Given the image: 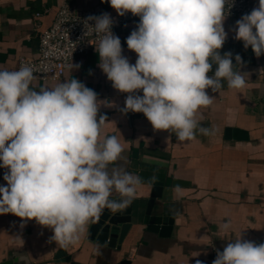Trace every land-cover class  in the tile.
<instances>
[{
  "label": "clouds",
  "instance_id": "obj_1",
  "mask_svg": "<svg viewBox=\"0 0 264 264\" xmlns=\"http://www.w3.org/2000/svg\"><path fill=\"white\" fill-rule=\"evenodd\" d=\"M101 2L120 17H139L126 38L128 50L137 56L134 64L123 55L109 13L84 21L85 34L90 30L97 39V66L115 90L127 94L121 114L142 113L153 131L174 134L179 142L194 140L197 132L215 136V126L201 124L204 110L216 99L208 90L218 93L226 84L239 92L247 85L242 57L236 54L234 63L231 51H220L234 0L227 15L228 0ZM230 31L245 50L250 47L257 58L264 55V0ZM80 67L72 61L67 65L70 72ZM34 79L28 64L18 70L0 68V168L6 182L0 185V215L19 217L21 227L34 220L52 231L50 241L67 248L105 209L125 210L144 181L128 170L120 139L104 132L108 117L100 109L117 105L99 99L75 78L39 90L32 87ZM181 192L174 186L175 195ZM230 228V221L219 226L222 232ZM215 252L212 264H264V243L245 239L243 231ZM17 264H29L28 254H18ZM195 264L204 261L197 258Z\"/></svg>",
  "mask_w": 264,
  "mask_h": 264
},
{
  "label": "crops",
  "instance_id": "obj_2",
  "mask_svg": "<svg viewBox=\"0 0 264 264\" xmlns=\"http://www.w3.org/2000/svg\"><path fill=\"white\" fill-rule=\"evenodd\" d=\"M65 1L91 9L95 15L117 14L101 0H0V68L14 70L20 56L39 55L40 33L52 25ZM241 16L226 17L228 38L220 51H231L234 63L236 54L242 57L247 85L239 92L226 84L218 93L208 90L216 99L204 110L201 124L215 126L212 137L197 132L194 140L179 142L174 134L153 131L146 117L132 112L122 115L119 108L127 94L115 90L97 66L95 48L77 55L73 63L81 67L68 69L62 80L34 79L32 87L39 90L75 78L99 99L118 106L102 107L100 113L108 117L104 132L116 135L126 150L128 170L144 181L133 202L146 206L154 199V212L163 210L172 222L156 231L136 225L116 248L88 239L91 222L78 243L61 248L50 241L52 231L34 220L21 227L19 217L0 215V264H17L20 253L28 254L29 264H195L197 258L212 264L215 249L222 251L242 231L245 239L264 240V55L257 58L250 47L245 50L243 42L234 39L230 29ZM138 22L139 17L114 33L121 39L123 55L133 64L137 56L128 50L126 38ZM4 172L0 168V185H6ZM176 185L182 189L178 196L173 193ZM227 221L230 230L220 231L219 226ZM60 252L61 258H56Z\"/></svg>",
  "mask_w": 264,
  "mask_h": 264
},
{
  "label": "built area",
  "instance_id": "obj_3",
  "mask_svg": "<svg viewBox=\"0 0 264 264\" xmlns=\"http://www.w3.org/2000/svg\"><path fill=\"white\" fill-rule=\"evenodd\" d=\"M231 3L232 0H228L226 15ZM253 7L254 0H234L227 17L249 13ZM91 15H95L91 9L78 8L69 1L62 3L52 25L40 33L39 55L37 57L20 56L14 70L28 64L33 67L35 78L45 82L62 80L68 71L67 65L73 62L77 55L94 49L97 44V39L90 30L85 34L84 21ZM112 17L114 33L116 28L138 18L131 13L124 17L117 14ZM256 243H264V240H258Z\"/></svg>",
  "mask_w": 264,
  "mask_h": 264
},
{
  "label": "water",
  "instance_id": "obj_4",
  "mask_svg": "<svg viewBox=\"0 0 264 264\" xmlns=\"http://www.w3.org/2000/svg\"><path fill=\"white\" fill-rule=\"evenodd\" d=\"M135 116L145 117L142 113H134ZM154 186L160 183L149 182ZM157 187L154 188L156 190ZM155 194L153 193V197ZM115 198V197H114ZM154 199L150 200L146 206L142 202L132 203L122 212L112 213L105 209L100 218L93 222L89 227L88 239L98 245L109 248L121 247L127 235L136 225H146L150 231H156L160 225L165 226L166 223L172 222L169 214L162 213L163 210L158 209L154 212ZM60 252L56 258H61Z\"/></svg>",
  "mask_w": 264,
  "mask_h": 264
}]
</instances>
